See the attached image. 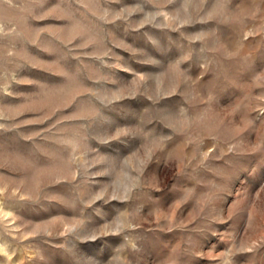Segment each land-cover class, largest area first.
<instances>
[{"label":"rangeland","instance_id":"1","mask_svg":"<svg viewBox=\"0 0 264 264\" xmlns=\"http://www.w3.org/2000/svg\"><path fill=\"white\" fill-rule=\"evenodd\" d=\"M0 264H264V0H0Z\"/></svg>","mask_w":264,"mask_h":264}]
</instances>
